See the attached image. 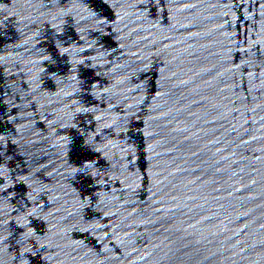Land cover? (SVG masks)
Wrapping results in <instances>:
<instances>
[{"label":"water","instance_id":"water-1","mask_svg":"<svg viewBox=\"0 0 264 264\" xmlns=\"http://www.w3.org/2000/svg\"><path fill=\"white\" fill-rule=\"evenodd\" d=\"M0 264H264V0H0Z\"/></svg>","mask_w":264,"mask_h":264}]
</instances>
